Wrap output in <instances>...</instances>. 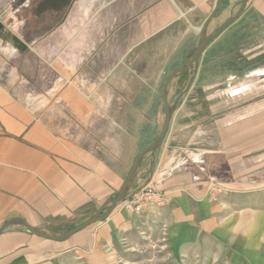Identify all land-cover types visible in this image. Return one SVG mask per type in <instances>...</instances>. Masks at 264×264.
<instances>
[{
	"label": "crops",
	"instance_id": "obj_1",
	"mask_svg": "<svg viewBox=\"0 0 264 264\" xmlns=\"http://www.w3.org/2000/svg\"><path fill=\"white\" fill-rule=\"evenodd\" d=\"M217 3L0 0V224L18 217L57 235L72 219L101 209L133 164L138 141L151 139V131L136 134L146 120L136 106L154 103L151 94L161 76L194 52L199 27ZM222 4L209 26L223 14ZM144 90H150L145 98ZM56 105H62L61 113L54 112ZM120 106L129 109L124 113ZM130 121L132 131L117 124ZM167 136L143 160L133 183L142 175L139 187L146 186L148 161V178L170 201L176 188L201 199V185L192 184L189 173H176L181 163L171 165ZM115 210L62 242L11 226L0 234V264L87 253L110 233Z\"/></svg>",
	"mask_w": 264,
	"mask_h": 264
},
{
	"label": "rangeland",
	"instance_id": "obj_2",
	"mask_svg": "<svg viewBox=\"0 0 264 264\" xmlns=\"http://www.w3.org/2000/svg\"><path fill=\"white\" fill-rule=\"evenodd\" d=\"M241 2L242 0H224L221 8L223 14L215 18L208 27L207 37L229 18L236 17L235 21L206 48L200 58L196 74L193 75L190 71L184 76H178L168 89L169 105L177 101L169 133L166 134L169 135L166 143L168 157L173 155L172 166L182 164L176 168L177 174L189 173L191 183L201 185L196 186L204 191L201 199L192 200L187 196V191L176 188L173 201H170L168 195L160 191L156 184L151 183V179L148 178L150 166L146 161V188L152 187L161 194L160 204L149 205L135 211L129 208V195L116 208L117 215L109 221L110 226L112 225L110 233L97 238L91 251L87 253L71 251L58 257L41 260L38 264L262 262L264 0H248L238 14ZM43 27L45 29V26ZM40 29L43 30L42 27ZM196 42L194 46L197 47L199 38ZM192 54L193 52L186 60ZM244 61L250 64V69H241L246 66ZM178 65L180 64L170 67L161 76L159 87L151 94L155 97L154 105L136 106L137 111L146 118L140 121L136 134L146 132L148 136L151 131V139L146 142L138 141L134 159L155 138L163 124L164 105L160 93L164 80L179 67ZM191 78L192 83L188 86ZM148 91L150 90H144L145 93L141 97L145 98ZM61 107L62 105H56L53 108L54 112L61 113ZM128 107L119 108L125 113V108ZM132 122H128V125L125 122L117 124H123L124 130L132 131L134 128ZM150 126H153V129ZM118 129L115 127L114 130L117 132L120 130ZM191 160L197 162L192 163ZM131 165L132 163L123 173L116 192L100 207L104 208L100 215L116 197ZM166 165L169 166L167 162ZM138 179H143L142 175L135 183L132 182V192L145 187H139L141 182ZM101 209L96 210L94 215L72 219L59 229L60 234H65L92 218Z\"/></svg>",
	"mask_w": 264,
	"mask_h": 264
},
{
	"label": "water",
	"instance_id": "obj_3",
	"mask_svg": "<svg viewBox=\"0 0 264 264\" xmlns=\"http://www.w3.org/2000/svg\"><path fill=\"white\" fill-rule=\"evenodd\" d=\"M220 1L221 0H218V3L213 8L212 12L204 21L203 25L200 27L199 42L193 54L190 56L188 60L182 63L178 68H176L166 77L163 84V88L161 90V100L164 105L163 124L158 134L155 136V138L135 158L121 189L117 193L116 197L110 202L107 210L102 215H100L101 211L104 208L101 209L95 216L75 226L72 230L68 231L65 234L54 235V234L44 233L40 230L31 227L24 220L18 217H14L2 222L0 224V234L3 233L5 230H7L9 227L17 225L24 228L28 233L36 237L50 241L62 242L69 239L72 235H74L77 232H80L90 226L104 222L115 210L117 204L125 200V198H127L132 193L131 185L133 182V178L136 172L138 171L141 163L148 155H153L160 148L168 132L172 114L177 102L176 101L172 105H169L168 103L167 97H168V89L170 85L178 76H180L183 72H185L191 65L193 66V75H195L198 70L200 58L204 53V51L206 50V48L209 46V44L212 41H214L224 30H226L235 21L236 17L229 18L226 22H224L221 26H219V28L210 37H207L206 35L207 28L220 9ZM247 1L248 0H242L241 10L238 12V14L242 11ZM192 80L193 78L190 79L188 86H190Z\"/></svg>",
	"mask_w": 264,
	"mask_h": 264
},
{
	"label": "built area",
	"instance_id": "obj_4",
	"mask_svg": "<svg viewBox=\"0 0 264 264\" xmlns=\"http://www.w3.org/2000/svg\"><path fill=\"white\" fill-rule=\"evenodd\" d=\"M162 201V196L152 187H144L133 191L128 199L129 208L139 211L149 205H158Z\"/></svg>",
	"mask_w": 264,
	"mask_h": 264
},
{
	"label": "trees",
	"instance_id": "obj_5",
	"mask_svg": "<svg viewBox=\"0 0 264 264\" xmlns=\"http://www.w3.org/2000/svg\"><path fill=\"white\" fill-rule=\"evenodd\" d=\"M186 59H187V57H184V58H183L178 64L181 65L182 63H184V61H186ZM244 63H245L246 66H244V67L241 68V69H245V70L250 69V66H249L250 64H249L247 61H244ZM247 63H248V64H247ZM180 65H178V66H180ZM178 66H177V67H178ZM173 70H174V69H173ZM184 75H185V73H184V74H181L180 77H181V76H184ZM123 202H124V200H123L122 202L118 203L117 206H116V208H117L120 204H122ZM116 208H115V209H116ZM93 226H94V225H93Z\"/></svg>",
	"mask_w": 264,
	"mask_h": 264
},
{
	"label": "flooded vegetation",
	"instance_id": "obj_6",
	"mask_svg": "<svg viewBox=\"0 0 264 264\" xmlns=\"http://www.w3.org/2000/svg\"><path fill=\"white\" fill-rule=\"evenodd\" d=\"M190 68H192V69H193V66L191 65V66H190L188 69H190ZM188 69H187V70H188ZM187 70H186V71H187ZM186 71H185V72H186ZM185 72H183L182 74H184Z\"/></svg>",
	"mask_w": 264,
	"mask_h": 264
},
{
	"label": "clouds",
	"instance_id": "obj_7",
	"mask_svg": "<svg viewBox=\"0 0 264 264\" xmlns=\"http://www.w3.org/2000/svg\"><path fill=\"white\" fill-rule=\"evenodd\" d=\"M13 53L16 54L17 53V50L13 49Z\"/></svg>",
	"mask_w": 264,
	"mask_h": 264
}]
</instances>
